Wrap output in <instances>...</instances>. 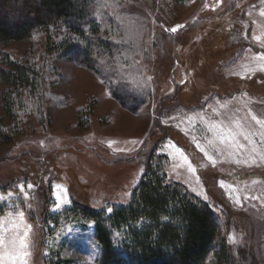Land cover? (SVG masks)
Returning a JSON list of instances; mask_svg holds the SVG:
<instances>
[{
    "label": "rangeland",
    "instance_id": "1",
    "mask_svg": "<svg viewBox=\"0 0 264 264\" xmlns=\"http://www.w3.org/2000/svg\"><path fill=\"white\" fill-rule=\"evenodd\" d=\"M91 3L120 49L111 61L48 53L44 34L0 45L41 76L12 118L0 78V118L20 129L0 145V264H100L94 222L74 205L128 202L144 160L125 158L152 145L208 204L236 264H264V127L252 120H264V0ZM213 125L249 139L222 144Z\"/></svg>",
    "mask_w": 264,
    "mask_h": 264
},
{
    "label": "trees",
    "instance_id": "2",
    "mask_svg": "<svg viewBox=\"0 0 264 264\" xmlns=\"http://www.w3.org/2000/svg\"><path fill=\"white\" fill-rule=\"evenodd\" d=\"M92 11L91 0H0V45L44 34L48 53L84 64L111 61L120 49L100 35ZM0 78L8 84L3 110L12 118L23 106V97L40 90L41 76L35 65L0 48ZM19 130L16 123L6 125L0 118V145L10 143ZM137 156L144 160L143 170L128 202L114 205L110 214L74 205L94 222L99 263L236 264L233 248L219 236L208 204L168 178L154 145L125 159ZM242 250L249 258L253 255L246 245Z\"/></svg>",
    "mask_w": 264,
    "mask_h": 264
},
{
    "label": "snow or ice",
    "instance_id": "3",
    "mask_svg": "<svg viewBox=\"0 0 264 264\" xmlns=\"http://www.w3.org/2000/svg\"><path fill=\"white\" fill-rule=\"evenodd\" d=\"M172 31H176V29L174 28V29H172ZM260 58H261L262 60H264V56H261ZM252 120L255 121V123H256L257 125H261L262 127H264V120L257 118V116H255V115H252ZM209 131H217V134H218L219 137H220V142H221L222 144H223V143H226V140H225V138H224L226 135H231L233 141L235 140V136H243L245 140H248V139H249V135L246 134V133H244L243 131H239V130H237V131H235L234 133H231V134H225L222 130H216V126H215V125H213L212 127H210V128H209ZM209 143L212 144L213 142H212V141H209ZM198 147H199V146H198ZM176 151H177V152H182V150H181L179 147L176 148ZM200 151L204 152L205 156L208 155L207 152H206L204 149H200ZM184 159H185V162H187V157H186V156L184 157ZM209 159H211V158L209 157ZM188 171H189V172H192V173H195V168H194L190 163L188 164ZM31 187H32V186L29 185V188H31ZM205 198H206V197H205ZM56 207H57V208L60 207L59 203L56 204ZM108 211L111 212V208H109Z\"/></svg>",
    "mask_w": 264,
    "mask_h": 264
}]
</instances>
